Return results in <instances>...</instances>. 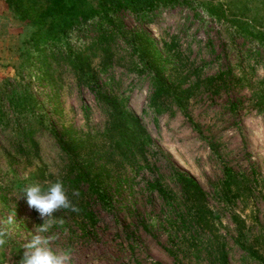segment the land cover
Returning <instances> with one entry per match:
<instances>
[{
    "label": "rangeland",
    "instance_id": "obj_1",
    "mask_svg": "<svg viewBox=\"0 0 264 264\" xmlns=\"http://www.w3.org/2000/svg\"><path fill=\"white\" fill-rule=\"evenodd\" d=\"M107 10L49 40L0 0V264L43 223L23 189L56 180L94 216L53 213L71 264H264V0Z\"/></svg>",
    "mask_w": 264,
    "mask_h": 264
},
{
    "label": "trees",
    "instance_id": "obj_2",
    "mask_svg": "<svg viewBox=\"0 0 264 264\" xmlns=\"http://www.w3.org/2000/svg\"><path fill=\"white\" fill-rule=\"evenodd\" d=\"M8 2L16 7V11L21 12V21L36 25L38 31H43L46 37L51 40L63 35L80 23L93 20L95 17H101L103 22L111 21L108 8H112V12L130 9L137 15H141L150 13L159 7H170L172 4L180 2V0H98L99 9L86 6L84 0H8ZM103 38V35L98 36V39ZM90 84L97 99L108 105L113 115L117 116L121 111L117 103L97 87L93 88L97 85L96 83L91 82ZM147 142L150 143L149 138ZM180 175L184 176L181 173ZM189 186L196 188L194 182H190ZM148 188L164 200L169 196V192L158 180L149 183ZM73 203L80 211L78 213L67 211V213L71 215V220L78 226L79 231L83 235L87 234L90 230L89 227L94 224V216L89 209V204L83 199L76 200ZM61 212L64 213V210Z\"/></svg>",
    "mask_w": 264,
    "mask_h": 264
},
{
    "label": "clouds",
    "instance_id": "obj_3",
    "mask_svg": "<svg viewBox=\"0 0 264 264\" xmlns=\"http://www.w3.org/2000/svg\"><path fill=\"white\" fill-rule=\"evenodd\" d=\"M45 183L47 187L34 183L23 189L22 197L27 207L36 211L43 223L34 227V234L22 245L16 264H71L72 250L70 248L61 251L53 250L52 244L57 236L51 233V229L54 226L63 227L65 224L63 217L54 218L53 213L61 210L78 213L80 209L69 199L62 181ZM73 195L78 196L79 193L74 191ZM3 223L12 225L14 221L9 218ZM8 242L9 228L0 226V250Z\"/></svg>",
    "mask_w": 264,
    "mask_h": 264
}]
</instances>
